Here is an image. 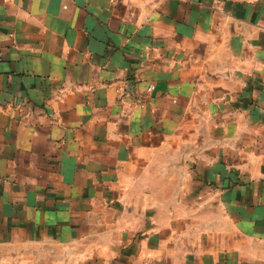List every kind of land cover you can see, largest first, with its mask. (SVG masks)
I'll return each instance as SVG.
<instances>
[{"label": "crops", "instance_id": "crops-1", "mask_svg": "<svg viewBox=\"0 0 264 264\" xmlns=\"http://www.w3.org/2000/svg\"><path fill=\"white\" fill-rule=\"evenodd\" d=\"M0 264H264V0H0Z\"/></svg>", "mask_w": 264, "mask_h": 264}, {"label": "built area", "instance_id": "built-area-1", "mask_svg": "<svg viewBox=\"0 0 264 264\" xmlns=\"http://www.w3.org/2000/svg\"><path fill=\"white\" fill-rule=\"evenodd\" d=\"M155 88V85L154 84H151L150 85V89H154Z\"/></svg>", "mask_w": 264, "mask_h": 264}]
</instances>
